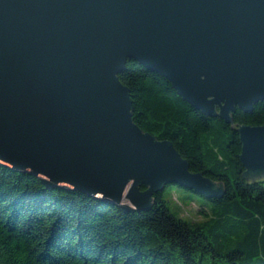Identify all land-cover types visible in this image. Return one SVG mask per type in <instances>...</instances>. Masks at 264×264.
<instances>
[{"label":"water","instance_id":"obj_1","mask_svg":"<svg viewBox=\"0 0 264 264\" xmlns=\"http://www.w3.org/2000/svg\"><path fill=\"white\" fill-rule=\"evenodd\" d=\"M129 60L236 128L264 101V0H0V162L124 212L173 183L222 196L134 121ZM237 129L246 183L264 180V124Z\"/></svg>","mask_w":264,"mask_h":264},{"label":"trees","instance_id":"obj_2","mask_svg":"<svg viewBox=\"0 0 264 264\" xmlns=\"http://www.w3.org/2000/svg\"><path fill=\"white\" fill-rule=\"evenodd\" d=\"M119 78L130 90L134 121L172 141L192 171L222 181L224 194L188 188L212 202L199 206V220L173 212L163 190L151 209L124 212L0 162V264H264V180L246 183L237 129L264 124V101L250 112L237 108L234 128L140 62L129 60Z\"/></svg>","mask_w":264,"mask_h":264},{"label":"rangeland","instance_id":"obj_3","mask_svg":"<svg viewBox=\"0 0 264 264\" xmlns=\"http://www.w3.org/2000/svg\"><path fill=\"white\" fill-rule=\"evenodd\" d=\"M163 196L166 199L167 205L175 213H182L183 216L193 220L201 218V207L210 208L212 202L205 197L199 196L194 191L180 186L178 184H168L163 189ZM201 206V207H199Z\"/></svg>","mask_w":264,"mask_h":264}]
</instances>
